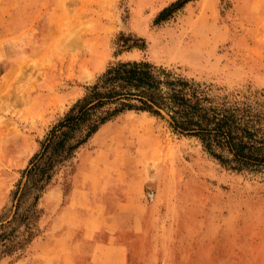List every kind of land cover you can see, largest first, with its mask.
I'll use <instances>...</instances> for the list:
<instances>
[{
	"label": "rangeland",
	"instance_id": "obj_1",
	"mask_svg": "<svg viewBox=\"0 0 264 264\" xmlns=\"http://www.w3.org/2000/svg\"><path fill=\"white\" fill-rule=\"evenodd\" d=\"M173 1L0 0V216L39 140L118 60L264 99V0H190L155 22ZM120 33L144 46L117 52ZM72 175L89 189L65 200ZM38 206L37 235L0 264H264V173L224 165L147 112L103 123ZM83 230L97 242L77 246Z\"/></svg>",
	"mask_w": 264,
	"mask_h": 264
},
{
	"label": "trees",
	"instance_id": "obj_2",
	"mask_svg": "<svg viewBox=\"0 0 264 264\" xmlns=\"http://www.w3.org/2000/svg\"><path fill=\"white\" fill-rule=\"evenodd\" d=\"M188 1L171 2L154 21L166 20ZM116 39L117 52L144 46L142 38L130 34L120 33ZM130 110L147 112L174 132L197 138L206 152L230 168L264 173V99L215 94L210 83L148 59L118 60L86 86L39 140L10 192L9 212L0 216V255L34 239L44 211L39 200L54 176L103 123ZM79 180L72 175L65 200Z\"/></svg>",
	"mask_w": 264,
	"mask_h": 264
},
{
	"label": "crops",
	"instance_id": "obj_3",
	"mask_svg": "<svg viewBox=\"0 0 264 264\" xmlns=\"http://www.w3.org/2000/svg\"><path fill=\"white\" fill-rule=\"evenodd\" d=\"M86 189H89L88 187L84 186L83 182H82V179L78 181V183L73 187L71 193H70V196H75L77 192L79 191H84ZM86 213V212H85ZM84 233V234H83ZM83 233L82 231H77L76 232V235L74 237V240L78 241L79 242H76V245L77 246H80L81 244H83L82 242H97V241H93L90 237L92 236H88V232L86 230H83ZM107 241V240H106ZM75 243V242H74ZM108 243V241H107ZM124 244L123 243H119L117 246V248H120L121 246H123ZM84 259H86L87 261H91L90 259V256H87V255H84L83 256Z\"/></svg>",
	"mask_w": 264,
	"mask_h": 264
}]
</instances>
